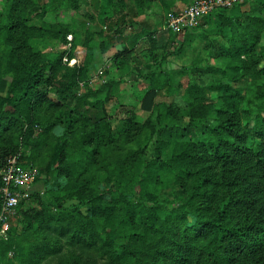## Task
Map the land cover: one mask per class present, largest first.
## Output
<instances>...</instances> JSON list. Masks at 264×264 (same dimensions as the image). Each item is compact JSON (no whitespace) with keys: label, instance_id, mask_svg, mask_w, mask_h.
Instances as JSON below:
<instances>
[{"label":"trees","instance_id":"16d2710c","mask_svg":"<svg viewBox=\"0 0 264 264\" xmlns=\"http://www.w3.org/2000/svg\"><path fill=\"white\" fill-rule=\"evenodd\" d=\"M133 1L141 11L154 0ZM59 3L53 0L52 6L58 9ZM259 6L261 13L255 16L218 9L186 31L197 30L205 41L217 40L212 41V50L223 66L191 65L176 72L187 78L176 87L188 100L186 110L165 103L157 107L151 154L132 159L125 177L121 172L112 174L111 196L80 192L77 203L66 207L63 202L72 194L62 196L55 187L46 191L47 201H39L37 209L25 207L38 199L37 194L22 200L16 211L17 226L6 239L0 237V264H264V1ZM110 15H103L109 29L115 13ZM25 23L26 19L0 22V47L18 29L28 36L31 30L66 42L63 25L43 22L29 29ZM204 26L209 27L202 30ZM88 38L84 63L76 67L64 65L62 55L44 60L31 52L19 57L14 48L10 50L9 63L0 64V78L11 77L5 95H0V152H7L4 138L16 127H23L24 137L30 139L36 112L47 107L58 111L50 126L62 124L63 133L45 172L60 176L68 170L75 177L84 168L76 163L62 167L72 147L68 139L76 133L73 145L88 144L93 147L85 149L86 155L97 154L104 135L95 137L96 125L91 121L96 118L76 110L84 104V113L91 108H96L95 113L106 111L111 100L108 91L115 81L96 91L89 89L95 50ZM26 39L19 48L26 46ZM112 59L121 69L128 64L125 53ZM200 74L219 79L206 87L197 78ZM148 78L150 87L141 109L152 112L159 92L164 87L170 90L174 75L157 78L153 71ZM81 84L87 86L83 95ZM83 120L92 125L91 131L81 128ZM19 150L16 146L11 151Z\"/></svg>","mask_w":264,"mask_h":264},{"label":"rangeland","instance_id":"374dc122","mask_svg":"<svg viewBox=\"0 0 264 264\" xmlns=\"http://www.w3.org/2000/svg\"><path fill=\"white\" fill-rule=\"evenodd\" d=\"M89 1L61 0L58 9H56L52 6L53 0H0V12L3 14L0 22L14 23L17 19H26L25 24L29 29L30 27L39 28L44 22L52 25H63L68 32L66 42H64L49 35L39 36L31 30H29L28 36L27 32L23 33L18 29L13 32L11 39L5 40L4 47H0V64L5 67L9 63L8 55L10 50L14 48L19 57L31 52L37 59L55 60L62 55L61 60L64 65L69 67L81 66L86 54L87 37H91L88 38L91 39L89 45L99 52V45H104L102 42L99 44V39L105 38V33L108 32L107 21L103 20L108 16L110 17V12L114 11L109 9L106 13L97 12L89 7ZM112 1H106L105 5L111 7L110 4H114ZM193 1L190 0L187 6ZM263 1L247 0L243 4L231 8L229 13L235 16L258 15L261 13L259 4ZM44 13L45 15L41 17ZM171 13L173 11L167 13L165 24L155 27L151 33L144 32L138 37L139 42L133 41L129 47L114 53V55L125 53L128 60L131 58L132 65L128 71H125L126 67L122 69L117 67L115 61L113 65L107 66L103 61L104 59L99 62L95 61L90 69L88 84L90 90L100 89L101 85L109 80L115 82L110 90L108 89L111 100L106 111L95 113L96 108H91L84 113L83 111L86 110L84 104H80L76 110V113H83L85 117L91 118V120L93 117L96 118L95 122L91 121L96 125L95 137L104 135V140L98 143L97 154L91 157L86 155L85 149H91L93 146L87 144L81 148L80 145H73L77 143V133L68 139L69 145L72 144V147H68V158L63 161L62 167H68L73 163L83 164L84 168L78 171L75 176L78 179L72 183L68 182V179L73 180L75 178L68 170L60 176L55 171L50 173L44 171L53 154L56 140L63 133L62 124L50 126L57 118L58 111H51L47 107L38 110L35 114L37 124L34 126V133L30 139L24 137V128L21 126L7 132L8 134L4 138V147L7 146L8 150L7 152H0V165L4 161V156L6 154L11 156L14 152L11 150L17 146L20 149L17 153L21 155L22 164L25 167L35 169L37 172L28 193L29 195L37 194L38 199L30 201L25 206L27 209L40 207L39 201H47L46 191L55 187L62 193V196L66 193L72 194L63 202L66 207L77 203L80 192L84 195L89 191H96L99 194H105L106 197L111 196L110 188L114 183L112 174L121 172L125 177L131 169L132 159L137 156L148 157L151 154L154 140L151 139V136L157 107L165 103L170 104L180 112L186 110L188 100L184 97L183 91H177L176 87L178 81L185 84L187 78H181L176 72L191 65L199 67L223 66L221 59L214 58L217 55L212 50V41H217L214 38L211 37L205 41L197 36V30L173 34L167 29L166 22ZM124 27L126 35L133 33L134 28L131 23ZM208 27L204 26L201 29L207 30ZM24 36L27 37L24 43L26 46L19 48ZM261 44H264V34L261 38ZM71 50L72 57L69 58ZM65 52L66 54H64ZM127 63L129 64V61ZM153 71L156 72L157 78L164 75H174V79L169 82V91L167 87H164L159 92L154 110L146 112L141 109V99L150 87L148 77ZM197 78L206 87L219 79L214 75L207 74H200ZM10 79V75L7 74L0 78V95H5ZM86 92L87 86L81 84L79 94L83 95ZM106 93L107 90H103L99 96L100 99L104 98ZM133 115L136 119L131 118ZM129 120L135 121L129 124ZM79 125L85 133L93 128L87 120H83ZM17 153H13V155ZM24 163L31 166H26ZM52 212L56 213V210ZM16 222L17 214L15 213L9 219L6 235L0 236L1 239H6L9 230L17 226ZM18 230L21 231L20 226H18ZM9 257H12V253L9 254Z\"/></svg>","mask_w":264,"mask_h":264},{"label":"built area","instance_id":"2783aa9c","mask_svg":"<svg viewBox=\"0 0 264 264\" xmlns=\"http://www.w3.org/2000/svg\"><path fill=\"white\" fill-rule=\"evenodd\" d=\"M247 0H194L189 6L179 12L169 15L166 25L173 34H183L196 28L200 20L218 9H231ZM102 74V72H100ZM37 172L31 167H25L20 153L7 158L0 172V236H5L9 228V219L15 215L22 200L27 199L30 186Z\"/></svg>","mask_w":264,"mask_h":264},{"label":"crops","instance_id":"0c3cea01","mask_svg":"<svg viewBox=\"0 0 264 264\" xmlns=\"http://www.w3.org/2000/svg\"><path fill=\"white\" fill-rule=\"evenodd\" d=\"M189 1L154 0L139 11L136 9L133 0H113L114 4H110L111 7L105 5L106 0H90L89 7L92 9L98 8L100 11L103 9L109 11L110 9L114 10L112 12L115 13L111 22L112 28L109 29L106 25L108 32L105 33V38L99 39V44L102 42L104 45L99 46V52L95 51L94 62L104 59L103 61L107 66L113 65L112 57L117 50L129 47L133 41L139 42L138 37L140 35L144 32L151 33L155 27L165 24L167 13L183 10ZM116 11H121V13H116ZM129 23H131L134 31L130 35H126L124 26ZM128 61L129 64H127L125 71H128L132 65L131 58Z\"/></svg>","mask_w":264,"mask_h":264}]
</instances>
